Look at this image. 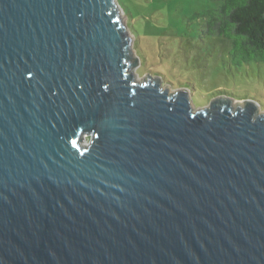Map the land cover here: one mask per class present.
I'll use <instances>...</instances> for the list:
<instances>
[{"label":"water","instance_id":"95a60500","mask_svg":"<svg viewBox=\"0 0 264 264\" xmlns=\"http://www.w3.org/2000/svg\"><path fill=\"white\" fill-rule=\"evenodd\" d=\"M131 41L115 0H0V264H264V112Z\"/></svg>","mask_w":264,"mask_h":264},{"label":"rangeland","instance_id":"374dc122","mask_svg":"<svg viewBox=\"0 0 264 264\" xmlns=\"http://www.w3.org/2000/svg\"><path fill=\"white\" fill-rule=\"evenodd\" d=\"M115 2L138 60L132 70L137 80L150 76L169 91L187 89L196 109L223 96L236 103L256 102L264 112V62L232 64L229 41L206 31L202 14L220 0Z\"/></svg>","mask_w":264,"mask_h":264},{"label":"trees","instance_id":"16d2710c","mask_svg":"<svg viewBox=\"0 0 264 264\" xmlns=\"http://www.w3.org/2000/svg\"><path fill=\"white\" fill-rule=\"evenodd\" d=\"M202 14L206 31L228 40L234 65L264 62V0H220Z\"/></svg>","mask_w":264,"mask_h":264}]
</instances>
